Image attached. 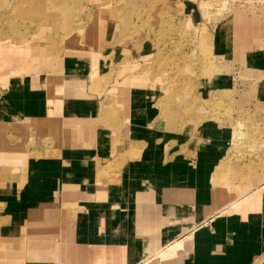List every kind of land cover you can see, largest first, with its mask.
Returning <instances> with one entry per match:
<instances>
[{"label":"crops","instance_id":"1","mask_svg":"<svg viewBox=\"0 0 264 264\" xmlns=\"http://www.w3.org/2000/svg\"><path fill=\"white\" fill-rule=\"evenodd\" d=\"M256 5L227 47L214 40L230 72L206 85L242 84L264 106V0ZM94 67L99 80L109 74L65 56L58 73L11 76L0 90V136L23 125L41 135L0 148V264H264V179L244 191L230 160L232 187L217 185L230 128L209 114L198 125L165 120L160 93L142 84L88 94ZM174 242L173 258H153Z\"/></svg>","mask_w":264,"mask_h":264},{"label":"rangeland","instance_id":"2","mask_svg":"<svg viewBox=\"0 0 264 264\" xmlns=\"http://www.w3.org/2000/svg\"><path fill=\"white\" fill-rule=\"evenodd\" d=\"M262 1L193 0L188 15L182 0H0V90L11 76L58 73L65 56L101 61L100 73L109 74L99 80L94 67L88 94L105 98L115 85L142 84L160 93L165 120L176 114L178 124L198 125L209 114L228 126V160L224 174H215L217 185L232 187L235 167L248 191L264 179V106L242 84L219 93L206 84L230 72L228 54L216 52L214 40L227 47ZM98 115H106L104 104ZM25 127L0 136V148L7 141L39 144L40 133ZM158 252L153 258L162 260Z\"/></svg>","mask_w":264,"mask_h":264},{"label":"bare ground","instance_id":"3","mask_svg":"<svg viewBox=\"0 0 264 264\" xmlns=\"http://www.w3.org/2000/svg\"><path fill=\"white\" fill-rule=\"evenodd\" d=\"M247 193H245V194H247ZM240 199L242 201V199H244V198L238 197V198L233 199V201L229 202L230 203V206L233 207L237 203V201H239ZM178 246H179L178 243L177 242H174V243H172V245H168L164 249L160 250L158 252V254H156V256L159 257L162 260H167V259L173 257L177 253Z\"/></svg>","mask_w":264,"mask_h":264}]
</instances>
